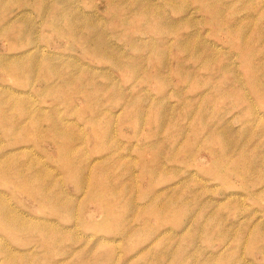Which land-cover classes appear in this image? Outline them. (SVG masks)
<instances>
[{
	"label": "rangeland",
	"instance_id": "obj_1",
	"mask_svg": "<svg viewBox=\"0 0 264 264\" xmlns=\"http://www.w3.org/2000/svg\"><path fill=\"white\" fill-rule=\"evenodd\" d=\"M0 162V264H264V0H0Z\"/></svg>",
	"mask_w": 264,
	"mask_h": 264
},
{
	"label": "bare ground",
	"instance_id": "obj_2",
	"mask_svg": "<svg viewBox=\"0 0 264 264\" xmlns=\"http://www.w3.org/2000/svg\"><path fill=\"white\" fill-rule=\"evenodd\" d=\"M160 21H161V20H160ZM96 42H97V41H96ZM96 42H95V43H96ZM92 48H93V50H94L95 47H92ZM180 75H181V74H180ZM17 102H19V101H17ZM8 104H10V103H8ZM20 105H22V104L20 103ZM16 110H17V108H16ZM93 122H95V121H93ZM16 124H17V123H16ZM0 163H2V162H0ZM1 165H2V164H1ZM0 167H1V166H0ZM6 168H7V166H6ZM80 170H81V169H80ZM80 173H81V171H80ZM78 175H80V174H78ZM81 175H82V174H81ZM76 179H77V178H76ZM98 190H99V189H98ZM104 190H105V189H104ZM0 218H1V216H0Z\"/></svg>",
	"mask_w": 264,
	"mask_h": 264
}]
</instances>
